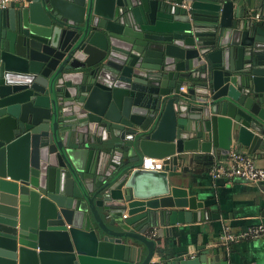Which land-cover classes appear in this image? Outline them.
<instances>
[{
	"label": "water",
	"instance_id": "1",
	"mask_svg": "<svg viewBox=\"0 0 264 264\" xmlns=\"http://www.w3.org/2000/svg\"><path fill=\"white\" fill-rule=\"evenodd\" d=\"M233 148L264 157V0L0 8V264H232L163 238L209 218L180 160Z\"/></svg>",
	"mask_w": 264,
	"mask_h": 264
},
{
	"label": "crops",
	"instance_id": "2",
	"mask_svg": "<svg viewBox=\"0 0 264 264\" xmlns=\"http://www.w3.org/2000/svg\"><path fill=\"white\" fill-rule=\"evenodd\" d=\"M233 151L245 152L238 148H233ZM195 153L180 160L179 166L187 169L177 181L188 188L190 195H196L199 201L204 202L209 218L203 215L200 221L177 225L172 237L163 238V246L172 252L188 247L194 251L200 245H207V248L220 246L223 251L227 250L232 264H264V235L229 243L222 239L226 231L238 235L259 225L264 226V181L214 179L211 174L213 167L226 163L229 157L223 161L199 150ZM204 158H212L215 164L211 167L204 165ZM252 158L257 165L264 167V157ZM212 210H217L219 217L213 218L212 214L216 213Z\"/></svg>",
	"mask_w": 264,
	"mask_h": 264
},
{
	"label": "built area",
	"instance_id": "3",
	"mask_svg": "<svg viewBox=\"0 0 264 264\" xmlns=\"http://www.w3.org/2000/svg\"><path fill=\"white\" fill-rule=\"evenodd\" d=\"M31 0H0V8H7L11 3L16 2L21 5H26ZM189 0H183V6L187 7ZM185 90L186 87H182ZM140 167L144 169L161 170L163 168L162 159H156L152 157H145L140 163ZM180 171V169H178ZM211 174L214 179L225 177L229 180L239 178L250 182H262L264 181V167L256 164V161L248 154L241 151H233L229 156V160L226 163H218L211 170ZM264 235V226L259 225L249 231L242 234L235 235L230 231L224 232L222 239L225 243L231 241H238L247 237H257ZM149 264H155L152 260Z\"/></svg>",
	"mask_w": 264,
	"mask_h": 264
},
{
	"label": "trees",
	"instance_id": "4",
	"mask_svg": "<svg viewBox=\"0 0 264 264\" xmlns=\"http://www.w3.org/2000/svg\"><path fill=\"white\" fill-rule=\"evenodd\" d=\"M203 164L204 165H207V166H209V167H211L212 165H214L215 163H214V161L212 160V158H204L203 159Z\"/></svg>",
	"mask_w": 264,
	"mask_h": 264
}]
</instances>
